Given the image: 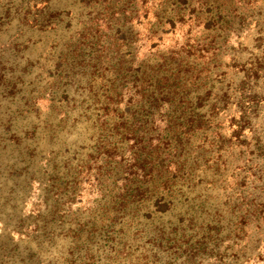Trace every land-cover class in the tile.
Returning <instances> with one entry per match:
<instances>
[{"label":"rangeland","instance_id":"374dc122","mask_svg":"<svg viewBox=\"0 0 264 264\" xmlns=\"http://www.w3.org/2000/svg\"><path fill=\"white\" fill-rule=\"evenodd\" d=\"M1 21L0 43L21 52L18 77L0 83V264H86L88 251L95 264H134L125 242L159 253L144 264H195L175 259L173 241L156 245L181 228L203 264H264V0H0ZM173 56L201 69L185 94L202 104L197 177L170 212L110 227L113 184L74 179L98 100L115 85L127 102L140 66Z\"/></svg>","mask_w":264,"mask_h":264},{"label":"trees","instance_id":"16d2710c","mask_svg":"<svg viewBox=\"0 0 264 264\" xmlns=\"http://www.w3.org/2000/svg\"><path fill=\"white\" fill-rule=\"evenodd\" d=\"M169 22L173 27L177 25L173 19ZM29 23L26 24L32 28H38V24L40 27L38 19L32 25ZM211 24L207 23L208 26ZM1 25L2 21L0 31ZM19 43L17 40L10 45L0 43V83L11 84V79L19 70ZM7 52L15 54L16 58L6 55ZM172 58L174 61L165 57L162 63L149 69L140 66L133 80L135 93L127 102L124 103L125 89L115 85L105 89L98 100L100 107L95 119L98 135L93 150L86 153L85 164H82L84 168L74 175V179H90L95 173V180L105 178L113 184L109 194H104L107 196L104 202L106 209L115 215L109 222L110 227L120 218L144 226L155 215L170 212L176 200L185 195L184 186L197 177L201 161L198 149L201 145L196 143L204 127L203 120L197 116L202 104L185 98V94L187 89L194 92L191 87L197 86L196 83L188 87V82L199 79L201 69L196 64L197 59ZM98 61L83 57L77 59V64L96 67ZM167 65L177 70L169 72ZM212 105L210 110L214 109ZM181 229L180 236L173 237L171 232L163 231L162 237L160 232L150 239L156 243L161 237L156 245L162 246L164 241H173L171 248L174 249L172 254L176 255L175 259L187 252L188 260L203 264L205 261L200 260V240L189 234L186 228ZM125 245L128 246L124 248L125 257L134 264H144V260L151 261L154 257L159 259V253L152 248H145L136 254L130 242H125ZM88 252L89 260L85 263L95 264L96 254Z\"/></svg>","mask_w":264,"mask_h":264}]
</instances>
